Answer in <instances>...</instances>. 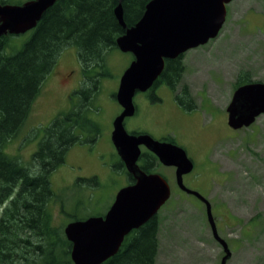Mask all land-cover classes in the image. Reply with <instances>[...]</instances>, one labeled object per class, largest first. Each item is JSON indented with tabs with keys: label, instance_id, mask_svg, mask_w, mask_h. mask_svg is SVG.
<instances>
[{
	"label": "rangeland",
	"instance_id": "374dc122",
	"mask_svg": "<svg viewBox=\"0 0 264 264\" xmlns=\"http://www.w3.org/2000/svg\"><path fill=\"white\" fill-rule=\"evenodd\" d=\"M31 34L11 35L6 51L18 50ZM132 58L130 52L116 47L106 53L104 71L108 75L100 77L92 106L83 111L85 117L98 122L100 134L92 142L72 144L65 162L50 175L55 194L50 208L58 224L104 214L118 189L129 183L127 173L118 165L120 159L110 133L112 121L121 110L114 94ZM182 62L185 71L179 87L185 84L191 100L184 99V103L197 108L187 110L180 105L182 115L171 104V91L160 87L157 93L164 98L165 110L159 111L152 109L146 92H137L133 98L136 109L125 118V129L153 137L167 132L183 146L195 161L193 173L184 175L183 180L210 202L217 233L231 252L226 264H264V114L250 126L234 130L226 123L225 110L239 74L241 78L246 75L252 81H264V0H231L218 36L187 50ZM93 71L85 73L92 76ZM83 73L76 47L63 48L22 127L5 145L4 151L17 157L32 173L36 172L32 154L45 128L57 115L83 109L84 101L75 91L92 84ZM72 87L77 90L70 92ZM200 94L207 99L202 100ZM197 123L203 131L194 134L197 143H192L188 136H192L189 132ZM82 132L76 130L79 135ZM155 171L167 178L172 193L156 214L159 226L154 264H220L224 251L213 237L204 204L177 191L174 168L157 166ZM93 177V187L75 181ZM195 177L199 178L197 182H193Z\"/></svg>",
	"mask_w": 264,
	"mask_h": 264
},
{
	"label": "trees",
	"instance_id": "16d2710c",
	"mask_svg": "<svg viewBox=\"0 0 264 264\" xmlns=\"http://www.w3.org/2000/svg\"><path fill=\"white\" fill-rule=\"evenodd\" d=\"M149 1L57 0L15 52L6 51L11 35L0 38V264H74L71 243L63 232L64 224L55 222L50 208L55 198L50 175L65 162L72 144L81 140L92 142L100 134L98 122L85 117L83 111L92 106L100 89V77L108 75L104 71L106 53L116 47V38L125 30L115 17V7L121 3L124 22L130 27L140 19ZM0 3L14 2L0 0ZM67 46L76 47L83 76L92 84L75 91L84 101L83 109L59 114L45 128L32 154V167L36 166V172L32 173L4 148L19 132L57 55ZM182 58L168 60L155 83L164 80L171 87L177 85L185 71ZM92 68L93 75H86ZM244 76L238 75L234 88L252 81ZM77 129L86 135L83 132L79 135ZM118 165L126 172L120 160ZM139 166L149 172L152 161ZM127 176L129 183L133 182L131 175L127 173ZM94 180L93 177L75 181L93 187ZM61 211L69 216L63 208ZM158 226L154 215L125 236L117 253L102 264H154Z\"/></svg>",
	"mask_w": 264,
	"mask_h": 264
},
{
	"label": "water",
	"instance_id": "95a60500",
	"mask_svg": "<svg viewBox=\"0 0 264 264\" xmlns=\"http://www.w3.org/2000/svg\"><path fill=\"white\" fill-rule=\"evenodd\" d=\"M57 0H26L0 3V38L33 29L43 13ZM231 0H150L140 19L127 27L119 2L114 14L125 29L116 38V47L133 56L120 76L115 99L121 107L112 121L110 140L116 154L133 182L122 186L103 215L68 221L63 226L71 243L74 264H102L117 253L132 230L154 215L170 197L167 180L157 172H146L137 163L140 146L152 152L165 166L175 167L178 187L193 194L205 204V213L213 237L222 246L220 264H226L231 252L217 233L211 204L196 190L187 188L183 175L193 163L185 150L171 142L160 141L148 133L128 132L125 118L135 112L133 98L147 91L164 69L165 59H175L187 50L216 38L226 18V5ZM227 125L234 129L250 126L264 114V81H251L237 86L226 107Z\"/></svg>",
	"mask_w": 264,
	"mask_h": 264
},
{
	"label": "flooded vegetation",
	"instance_id": "af4514ba",
	"mask_svg": "<svg viewBox=\"0 0 264 264\" xmlns=\"http://www.w3.org/2000/svg\"><path fill=\"white\" fill-rule=\"evenodd\" d=\"M28 32V31H27ZM29 32H32L31 30H29ZM123 34V33H122ZM8 35V34H7ZM176 59V58H175ZM168 60H174V59H165L164 60V67L166 66V64H167V62H168ZM84 77V76H83ZM181 86V85H180ZM160 87H165V88H167V89H169L170 91H171V95H170V98H171V100L173 101L171 104L173 105V107L174 108H176L177 110H178V112H180L179 110V107H180V105L182 106V107H185L186 108V106H187V103H184V99L185 100H188V101H190L191 102V100L189 99L190 98V94H189V91H188V89H186V87H185V84L183 85V86H181V87H179V83L177 84V85H175L174 87H171L166 81H164V80H161V81H159V82H157V83H155L154 82V84L152 85V87H150L147 91H145L146 92V96L149 98V102L151 103V104H153V106H152V109H156V110H159V111H164L165 110V105H164V98L162 97V96H160V94L159 93H157V90L160 88ZM179 87V88H178ZM75 90H77V89H74V87H72L71 89H70V92L71 91H75ZM79 90V89H78ZM77 90V91H78ZM148 91H149V93H148ZM200 97H201V99L202 100H206L207 99V96L205 95V94H200ZM207 102H209L208 100H207ZM201 103H202V101H201ZM134 106H135V109H136V105L134 104ZM227 107V106H226ZM193 108H197L195 105H192L191 103L190 104H188V106H187V110H192ZM225 110H226V108H225ZM181 113V112H180ZM226 113H227V111H226ZM182 114V113H181ZM188 114H192V112L190 111V112H188ZM183 115V114H182ZM192 116H193V114H192ZM189 117H191V116H189ZM166 121H169L168 119H166ZM201 131H203V126L200 124V123H197V125H196V127L193 129V131L192 132H189V133H191L192 134V136H188V139L192 142V143H197V140L196 139H193V136H194V134H199ZM141 133H144V132H141ZM154 138H156V139H158V140H160V141H165V142H171V143H173V144H177V145H179L178 143H176V141H175V139L174 138H172V137H170L169 135H168V133L166 132L165 134H163L162 136H159V137H154ZM179 146H181V145H179ZM183 149H184V147L183 146H181ZM140 148H141V154H140V156H139V158H138V161H139V163H138V161H137V163L139 164V165H141V164H143V162H151L152 161V166L150 167V171L149 172H156L155 170H156V167L157 166H162V167H165V165H163L162 163H160L159 162V160H158V158L152 153V152H150V151H148L144 146H140ZM185 150V149H184ZM185 152H186V150H185ZM187 154V153H186ZM187 156H188V158L191 160V162L193 163V168H192V170L190 171V172H188V173H186V174H184V175H190V174H192L193 173V171H194V168H195V161H194V159L192 158V157H190L188 154H187ZM124 166V165H123ZM169 168H174V177H175V167L174 166H168ZM125 168V167H124ZM126 170V169H125ZM158 173V172H157ZM184 175H183V177H184ZM164 177V176H163ZM166 180H167V178L166 177H164ZM195 181H193V182H197L198 181V177H195V178H193ZM197 179V180H196ZM167 182H168V180H167ZM183 183H184V185L187 187V188H189V189H192V190H196L195 188H193V187H191V186H189L188 184H186L185 182H184V180H183ZM168 184H169V182H168ZM175 184H176V186H177V188H178V192H184V193H186V194H189V195H191V196H194L193 194H190V193H187V192H185L184 190H182V189H180L179 187H178V185H177V183H176V179H175ZM169 187H170V196H171V193H172V188H171V186H170V184H169ZM176 191V190H175ZM197 191V190H196ZM199 192V191H198ZM200 193V192H199ZM204 196V195H203ZM196 199H198L196 196H194ZM205 197V196H204ZM201 203H203L200 199H198ZM204 204V203H203ZM204 206H205V204H204ZM211 209H212V206H211Z\"/></svg>",
	"mask_w": 264,
	"mask_h": 264
}]
</instances>
